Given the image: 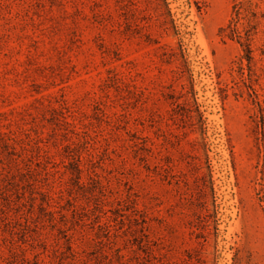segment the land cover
<instances>
[{
    "label": "rangeland",
    "instance_id": "374dc122",
    "mask_svg": "<svg viewBox=\"0 0 264 264\" xmlns=\"http://www.w3.org/2000/svg\"><path fill=\"white\" fill-rule=\"evenodd\" d=\"M244 1L251 61L236 0H0V264H264Z\"/></svg>",
    "mask_w": 264,
    "mask_h": 264
},
{
    "label": "trees",
    "instance_id": "16d2710c",
    "mask_svg": "<svg viewBox=\"0 0 264 264\" xmlns=\"http://www.w3.org/2000/svg\"><path fill=\"white\" fill-rule=\"evenodd\" d=\"M162 2L168 11V14L171 17V12H170L167 0H162ZM245 4L246 3L244 0H236L233 6L234 8L233 19L230 21V25H228L227 27H223V30L227 31L226 35H229V36L231 35L232 38L239 39L241 44L245 47L246 57L248 58L249 61H251L253 57L252 52L254 50L252 46L253 36L251 33L245 34L242 30H240V27L238 25V21L240 19L243 8L245 7ZM171 22L174 23L173 18L171 19ZM129 23L130 21L128 20L127 24ZM227 28H230V32H228ZM160 47L164 50L163 54H166L170 50L169 49L170 45L167 42L162 43ZM173 91L174 90H170L168 92V95L171 94ZM183 91H185L183 93L186 96L188 92L190 93L187 99H188V103L191 105L190 114H189V117L191 119V125H192L191 127L193 126L195 127L196 119H198V122L202 124L204 122L203 112L200 109V104L197 98V92L195 91V88H194L193 78H191L189 85H186L184 83ZM169 98L171 99V102L173 103V109L176 110V105L174 107V104L178 102V99H177L178 97L171 95L169 96ZM253 131L256 134L258 148L260 150L262 158L264 159V105L262 103H260L259 111L253 114ZM196 142H202L204 145H206L207 144L206 136L202 135V139L197 138ZM207 160H208V156H207ZM263 165H264V160H263Z\"/></svg>",
    "mask_w": 264,
    "mask_h": 264
}]
</instances>
